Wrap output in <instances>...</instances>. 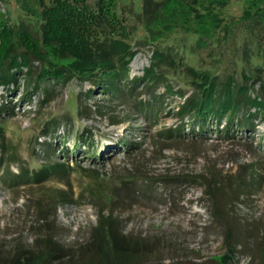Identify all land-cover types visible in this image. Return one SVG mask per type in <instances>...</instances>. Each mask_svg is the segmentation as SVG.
<instances>
[{
	"label": "rangeland",
	"instance_id": "obj_1",
	"mask_svg": "<svg viewBox=\"0 0 264 264\" xmlns=\"http://www.w3.org/2000/svg\"><path fill=\"white\" fill-rule=\"evenodd\" d=\"M116 1L137 55L113 93L76 78L29 89L25 71L0 87V245L31 244L49 216L62 228L57 238L77 246L103 207L121 218L125 233L164 236L147 264H223L225 256L228 264H264V114L248 129L236 127L233 140L158 135L181 126L189 132V118L179 114L194 93L187 65L224 82L234 76L244 84V70L257 80L256 67L264 68V0H162L150 34L148 17L138 14L143 0ZM88 2L95 7L98 0ZM43 3L0 0V21L30 25L35 34ZM199 6L215 11L221 26L192 18ZM165 40L178 69H165L164 83H134ZM252 84L258 91L259 82ZM147 104L151 114L141 111ZM209 168L243 185L240 201L222 203L219 217L193 178ZM166 176L180 181L167 185ZM225 192L231 194L229 187Z\"/></svg>",
	"mask_w": 264,
	"mask_h": 264
},
{
	"label": "trees",
	"instance_id": "obj_2",
	"mask_svg": "<svg viewBox=\"0 0 264 264\" xmlns=\"http://www.w3.org/2000/svg\"><path fill=\"white\" fill-rule=\"evenodd\" d=\"M42 1H45L44 17L37 22L39 28L35 34L27 28L30 25H17L15 22V26H12L13 22L9 20L0 21V87L18 82L20 73L25 71L24 79L29 89H39L51 80L62 82L76 78L100 84L104 91L113 93L112 87L116 81L119 83L128 77L130 64L137 55L135 45L129 41L130 34L125 21L117 10L119 2L98 0L92 7L89 0ZM138 3L142 5L138 14L149 20L145 26L154 25L150 21L158 17L164 1L143 0ZM221 5L226 6V3ZM214 13H211L210 8L199 6L194 9L192 18L196 16L201 25L221 26L220 18ZM148 27L150 34L152 28L149 31ZM168 43L165 40L153 50L150 66L145 68L143 77L134 80V83H164L167 77L164 70L178 69L179 62ZM35 62L40 64L39 71L35 68ZM186 67L187 73L191 75L194 93L181 106L179 114L183 119L189 118V132H185L186 126L175 130L162 129L158 132L160 137L176 140L192 135L198 139L216 133L225 140H233L237 138L236 127L248 129L254 117L264 114V68L261 66L256 67L257 80L244 70L242 79H245V83L242 85L234 76L224 82L191 65ZM258 82L260 88L254 91L252 83ZM167 88L172 92V89ZM148 106H141L144 114L152 113V107ZM54 168L49 167L38 175L51 172ZM193 178L204 187L206 197L212 202L215 217L220 216L222 203L235 204L244 195L240 178L233 183L221 171L209 168ZM163 180L167 185L180 181L173 176H166ZM225 186L229 187L231 194L225 192ZM151 189L154 187L147 192ZM114 213L105 212L103 207L99 209L97 224L90 228L85 243L77 246L61 242L57 238V231L62 228L54 219L55 222L49 216L44 217L39 236L31 244L16 242L13 249L0 245V264H147L164 236L125 233L121 218ZM227 248L230 254L235 255L236 247L232 242H227ZM229 258L225 256L223 264H228L226 259Z\"/></svg>",
	"mask_w": 264,
	"mask_h": 264
}]
</instances>
